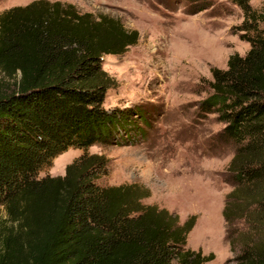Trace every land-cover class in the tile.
<instances>
[{
    "label": "trees",
    "instance_id": "obj_1",
    "mask_svg": "<svg viewBox=\"0 0 264 264\" xmlns=\"http://www.w3.org/2000/svg\"><path fill=\"white\" fill-rule=\"evenodd\" d=\"M192 13L214 0H187ZM237 28L250 44L211 69L201 115H216L236 145L228 167L233 190L223 218L232 264H264V9L232 0ZM118 18L82 13L73 4L36 0L0 14V264H205L214 255L187 249L184 224L143 204L140 184L102 186L109 159L101 144L133 145L145 135L140 107L106 109L115 81L103 57L139 41ZM11 82V83H10ZM70 148L84 153L64 176L40 178ZM243 223L244 228L239 225Z\"/></svg>",
    "mask_w": 264,
    "mask_h": 264
},
{
    "label": "rangeland",
    "instance_id": "obj_2",
    "mask_svg": "<svg viewBox=\"0 0 264 264\" xmlns=\"http://www.w3.org/2000/svg\"><path fill=\"white\" fill-rule=\"evenodd\" d=\"M33 1L0 0V14ZM48 1L73 4L82 13L110 15L140 35L125 54L104 56L102 66L115 81L105 108H142L144 120L138 121L145 135L133 145L90 147V154L109 159L110 174L99 184L144 186L150 196L143 204L168 210L181 225L194 217L187 249L214 255L205 264H232L222 213L233 190L228 167L236 145L221 136L224 124L216 115L203 116L198 107L208 95L211 69H226L230 56H245L250 49L236 28L243 21L242 10L232 0H214L197 13L187 0ZM250 4L257 11L264 9V0ZM83 153L70 148L39 177L64 176L66 167ZM0 215L5 216L3 208Z\"/></svg>",
    "mask_w": 264,
    "mask_h": 264
}]
</instances>
